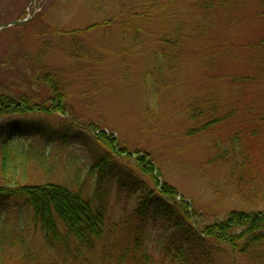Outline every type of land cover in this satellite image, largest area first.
Returning <instances> with one entry per match:
<instances>
[{"label": "rangeland", "instance_id": "374dc122", "mask_svg": "<svg viewBox=\"0 0 264 264\" xmlns=\"http://www.w3.org/2000/svg\"><path fill=\"white\" fill-rule=\"evenodd\" d=\"M263 10L264 0H0V27L27 19L0 30V75L35 100L48 98L35 73L41 65L65 94L67 114L35 117L54 132L66 118L82 127L96 123L126 148L118 159L128 167L135 152L147 153L198 222L226 220L232 210L264 212V201L238 192L222 153L241 148L264 177V50L256 45L264 36ZM174 36L181 39L177 49L164 41ZM212 96L217 110L193 121V101L204 106ZM213 117L218 122L198 130ZM55 138L15 137L0 182L91 193L96 181L88 170L102 151ZM1 158L0 150V169ZM112 191L111 219L120 221L137 199L127 200L116 184ZM146 233L153 264H180L169 252L166 222H151ZM0 236V264H110L102 246L88 260L49 246L25 207L0 210ZM215 260L264 264V242L251 255L224 246Z\"/></svg>", "mask_w": 264, "mask_h": 264}, {"label": "trees", "instance_id": "16d2710c", "mask_svg": "<svg viewBox=\"0 0 264 264\" xmlns=\"http://www.w3.org/2000/svg\"><path fill=\"white\" fill-rule=\"evenodd\" d=\"M262 14L264 10L260 16ZM164 39L175 45V49L181 42L178 36ZM256 45L264 50V36ZM34 67L37 79H41L46 87L47 96H44L48 98L35 100L29 90L15 87L8 78L0 75V170L4 172L9 168V143L15 137L26 133L51 140L56 136L55 140L62 145L78 142L102 151L95 155V162L88 170L96 184L91 193L85 195L81 187L75 191L56 183L7 185L0 182V210L28 208L42 227L47 244L78 260L79 257L88 260V256H93L102 246L110 264H153L145 240L148 225L157 219L166 222L171 230L168 249L172 259H178L180 264H217L215 256L224 246L245 255L254 254L261 248L264 242L263 211L232 210L226 220L204 225L198 222L197 213L190 210V202L179 198L178 189L162 179V173L147 153L135 152V164L128 167L118 159L128 152L126 148L96 123L84 125L86 130L75 120L66 118L58 131L51 130L45 119L35 115L37 112L49 117L67 114L66 97L48 72L41 74V65ZM207 101L204 106L193 101L191 106L195 104L188 109L193 121L198 123L207 113L217 110L214 96ZM216 122L217 117H213L198 130H207ZM192 133L195 131L189 132ZM222 153L232 165L230 173L241 196L255 203L264 201V177L251 170L247 162L251 157L246 159L245 151L237 147ZM135 168L143 177L152 179L155 186L139 177ZM115 184L127 200L137 199L131 214L120 221H113L110 213V197ZM2 240L0 236V253Z\"/></svg>", "mask_w": 264, "mask_h": 264}, {"label": "water", "instance_id": "95a60500", "mask_svg": "<svg viewBox=\"0 0 264 264\" xmlns=\"http://www.w3.org/2000/svg\"><path fill=\"white\" fill-rule=\"evenodd\" d=\"M27 19H25V20H23V21H21V20H19V21H15V23H23V22H25ZM15 23H7V24H4V26H1L0 27V30H2L4 27H9V26H12V25H15Z\"/></svg>", "mask_w": 264, "mask_h": 264}]
</instances>
